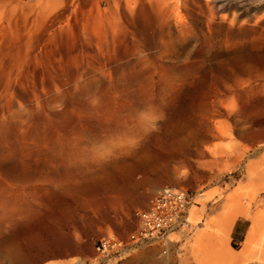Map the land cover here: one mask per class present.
I'll return each mask as SVG.
<instances>
[{
  "label": "rangeland",
  "instance_id": "rangeland-1",
  "mask_svg": "<svg viewBox=\"0 0 264 264\" xmlns=\"http://www.w3.org/2000/svg\"><path fill=\"white\" fill-rule=\"evenodd\" d=\"M166 187L142 264H264V0H0V264L91 263Z\"/></svg>",
  "mask_w": 264,
  "mask_h": 264
},
{
  "label": "built area",
  "instance_id": "built-area-1",
  "mask_svg": "<svg viewBox=\"0 0 264 264\" xmlns=\"http://www.w3.org/2000/svg\"><path fill=\"white\" fill-rule=\"evenodd\" d=\"M194 204V196L188 191L161 189L145 209L135 213V229L125 238L98 239L94 243L95 256L86 264H120L133 249L141 247L157 248L165 257L173 243L169 235L188 225V212Z\"/></svg>",
  "mask_w": 264,
  "mask_h": 264
},
{
  "label": "bare ground",
  "instance_id": "bare-ground-1",
  "mask_svg": "<svg viewBox=\"0 0 264 264\" xmlns=\"http://www.w3.org/2000/svg\"><path fill=\"white\" fill-rule=\"evenodd\" d=\"M179 116V115H178ZM182 117V116H181ZM172 121V120H171ZM172 125H174V124H172ZM181 130V129H180ZM175 131V132H171L170 134H168V135H163L162 137H160V138H157V142H160L161 143V141L162 140H164V142L166 141V142H168V140H171V139H173V138H175L176 136H177V134H178V132H180L181 133V131ZM179 133V134H180ZM159 134V133H158ZM144 153L145 154H149V153H151V146H148V145H146L145 147H144ZM262 174V173H261ZM187 222H188V220H187ZM256 228H258V226H256ZM250 232V233H249ZM248 232V235H247V238H246V240H245V248H243V252H242V255L245 257L246 255L249 257L250 256V254H251V251H252V244H253V239H254V228L252 227V229L250 230ZM174 234H176V233H172V234H170L169 235V237L168 238H170L172 235H174ZM249 260V259H248Z\"/></svg>",
  "mask_w": 264,
  "mask_h": 264
},
{
  "label": "crops",
  "instance_id": "crops-1",
  "mask_svg": "<svg viewBox=\"0 0 264 264\" xmlns=\"http://www.w3.org/2000/svg\"><path fill=\"white\" fill-rule=\"evenodd\" d=\"M236 224H235V226H236ZM232 226H231V228H232ZM234 230L235 229H233V231ZM199 246H200V241H199V238H198L196 240V242L193 244L192 249L195 251V249H197ZM129 254H130L129 257H131V258L124 259V261H122L120 264H142L141 260L140 259L138 260V256L139 255H147L148 254V251L147 250L140 249V248H136V249H133ZM131 255H133V256H131ZM205 259L207 261L206 262H203ZM200 261H201V264H213V262L210 259H208L207 256H204V257L200 258L198 260V262H200Z\"/></svg>",
  "mask_w": 264,
  "mask_h": 264
}]
</instances>
